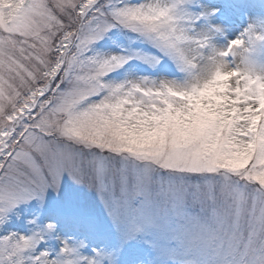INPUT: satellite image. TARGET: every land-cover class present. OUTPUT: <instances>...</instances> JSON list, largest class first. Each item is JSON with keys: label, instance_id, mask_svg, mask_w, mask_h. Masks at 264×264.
<instances>
[{"label": "snow or ice", "instance_id": "6c2138e0", "mask_svg": "<svg viewBox=\"0 0 264 264\" xmlns=\"http://www.w3.org/2000/svg\"><path fill=\"white\" fill-rule=\"evenodd\" d=\"M0 264H264V0H0Z\"/></svg>", "mask_w": 264, "mask_h": 264}]
</instances>
